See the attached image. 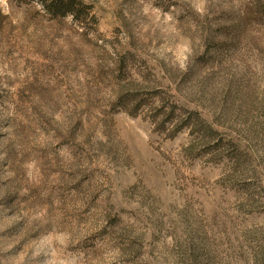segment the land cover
<instances>
[{
    "label": "rangeland",
    "instance_id": "1",
    "mask_svg": "<svg viewBox=\"0 0 264 264\" xmlns=\"http://www.w3.org/2000/svg\"><path fill=\"white\" fill-rule=\"evenodd\" d=\"M0 0V264H264V0Z\"/></svg>",
    "mask_w": 264,
    "mask_h": 264
},
{
    "label": "trees",
    "instance_id": "2",
    "mask_svg": "<svg viewBox=\"0 0 264 264\" xmlns=\"http://www.w3.org/2000/svg\"><path fill=\"white\" fill-rule=\"evenodd\" d=\"M45 2V0H42ZM52 7L55 6L53 12L60 13L62 16L66 15L67 13H71L73 11V6H75V0H50ZM74 12V11H73Z\"/></svg>",
    "mask_w": 264,
    "mask_h": 264
}]
</instances>
